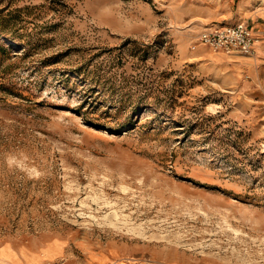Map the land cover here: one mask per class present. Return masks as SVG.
Returning <instances> with one entry per match:
<instances>
[{"label": "rangeland", "instance_id": "1", "mask_svg": "<svg viewBox=\"0 0 264 264\" xmlns=\"http://www.w3.org/2000/svg\"><path fill=\"white\" fill-rule=\"evenodd\" d=\"M253 13L0 0V264H264V75L199 40Z\"/></svg>", "mask_w": 264, "mask_h": 264}, {"label": "built area", "instance_id": "2", "mask_svg": "<svg viewBox=\"0 0 264 264\" xmlns=\"http://www.w3.org/2000/svg\"><path fill=\"white\" fill-rule=\"evenodd\" d=\"M199 40L214 52L252 56L259 38L248 23L239 22L206 31L200 35Z\"/></svg>", "mask_w": 264, "mask_h": 264}, {"label": "crops", "instance_id": "3", "mask_svg": "<svg viewBox=\"0 0 264 264\" xmlns=\"http://www.w3.org/2000/svg\"><path fill=\"white\" fill-rule=\"evenodd\" d=\"M263 14V13H261ZM260 13H253L250 15V18L252 17V23L254 25L252 26L250 23L248 25L252 28V30L255 32L256 29L262 28L264 29V23L260 22ZM259 44V45H258ZM256 45H258V50H256ZM255 45V51L253 54V58L246 59L243 61H239L237 59H233V63H237L239 68H242L244 70V73L247 74L250 77H253L252 74L260 73L264 75V43H257Z\"/></svg>", "mask_w": 264, "mask_h": 264}, {"label": "bare ground", "instance_id": "4", "mask_svg": "<svg viewBox=\"0 0 264 264\" xmlns=\"http://www.w3.org/2000/svg\"><path fill=\"white\" fill-rule=\"evenodd\" d=\"M259 42V41H258Z\"/></svg>", "mask_w": 264, "mask_h": 264}]
</instances>
